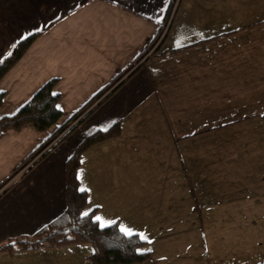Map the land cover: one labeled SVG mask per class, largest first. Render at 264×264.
<instances>
[{
	"label": "crops",
	"instance_id": "obj_1",
	"mask_svg": "<svg viewBox=\"0 0 264 264\" xmlns=\"http://www.w3.org/2000/svg\"><path fill=\"white\" fill-rule=\"evenodd\" d=\"M68 1L28 31L39 33L8 72L16 82L0 88L1 116L55 77L62 114L44 130L0 132V180L54 126L123 82L0 186V243L64 210L65 160L86 134L118 121V135L80 154L76 176L100 226L147 237L140 250L150 256L137 264H264V0H177L156 53L136 65L171 0ZM90 247L0 251V264H87Z\"/></svg>",
	"mask_w": 264,
	"mask_h": 264
},
{
	"label": "trees",
	"instance_id": "obj_2",
	"mask_svg": "<svg viewBox=\"0 0 264 264\" xmlns=\"http://www.w3.org/2000/svg\"><path fill=\"white\" fill-rule=\"evenodd\" d=\"M38 33L39 32L37 31L32 32L18 40L12 47L11 51L0 60V80L20 60ZM195 43L196 42L172 48L164 52L161 51L160 54H164L165 52L173 53ZM144 52L145 51L134 58L131 63H135V65L139 63L141 60H138L143 56ZM155 53L156 50L151 51V54ZM127 68H129V66L124 69L127 70ZM124 69L116 74L114 79L119 77L122 72L126 71ZM56 81L57 79L55 77L47 79L14 113L1 115L0 132L9 128L17 129L26 124H30L38 130H44L56 123L62 114L60 108L57 106L58 94L53 91ZM121 82H123L122 79L114 86V88L104 94L103 97L97 99L98 102L94 100L97 96L96 93L90 98V100L75 111L66 122L59 126L61 129L79 114V116L73 120L70 127L51 145V147L43 151L24 170L27 171L30 169L38 159L42 158L64 136L90 115L93 109L108 97L110 93L121 84ZM3 97L4 92L0 91V106L3 103ZM93 100L96 103L94 102L95 104L93 103V106L85 111V107ZM57 131L58 130L53 131L48 137L40 142L12 172L19 171L18 169L29 158L36 154L38 149L47 143ZM119 131V122L115 121L106 129H96L86 134L80 140L64 163V210L54 219L39 227L34 232L30 234H20L1 242L0 251L11 252L14 250L48 248L74 242H88L92 245V251L87 255V258L92 264H137L146 260L150 256L149 250L137 251V249H140V247L145 244L144 239H141L138 234L132 233L131 235H128L122 232L115 223L101 227L95 217H93L92 210L88 211L87 216L81 215L84 213L82 210L84 209L86 202V191L79 187L76 176L80 154L97 142L115 137L118 135ZM7 180L8 178L4 179V181L0 183V186Z\"/></svg>",
	"mask_w": 264,
	"mask_h": 264
},
{
	"label": "rangeland",
	"instance_id": "obj_3",
	"mask_svg": "<svg viewBox=\"0 0 264 264\" xmlns=\"http://www.w3.org/2000/svg\"><path fill=\"white\" fill-rule=\"evenodd\" d=\"M67 1L68 0H0V48L2 47L4 48L5 46L4 49L6 48L7 50H10L9 48L12 49V47L18 40L27 36L28 31L37 28L38 23L45 22L51 19L52 18L51 16H53L54 13H56L55 11H59L57 9L62 7L63 4L58 5L57 3L65 2L64 4L68 5L69 1L68 2ZM176 2L177 0H171L168 9L170 7L171 8L175 7ZM54 4H56V6ZM16 78H17L16 74L13 73L11 75H8L7 73L1 79L2 83H0V88L4 86L8 88L7 87L8 80H11V82L12 81L16 82ZM25 82L26 81H24L23 83L25 84ZM17 85H20V83H18ZM78 116H76V118ZM76 118L72 119L70 123ZM61 124H63V122ZM54 127L53 130L51 131L60 129L58 124H57L58 128L56 127L57 129H54ZM42 147H40L38 151ZM20 168L18 170H20ZM2 173L3 170L0 171V176L2 175ZM14 174H16V171L14 173L13 172L10 173V175L8 176V180ZM5 178H2L0 180V183L4 181ZM6 182L2 184V187H4ZM82 212H84V210H82ZM88 244L89 246H91L90 248L92 251V245L90 243ZM91 251L88 254H90ZM86 259L89 261L87 264H92L87 257Z\"/></svg>",
	"mask_w": 264,
	"mask_h": 264
},
{
	"label": "built area",
	"instance_id": "obj_4",
	"mask_svg": "<svg viewBox=\"0 0 264 264\" xmlns=\"http://www.w3.org/2000/svg\"><path fill=\"white\" fill-rule=\"evenodd\" d=\"M174 8V7H173ZM173 8H169L168 9V11H167V14H166V18H165V20H164V22L161 24V26H160V28H159V30H158V32H157V34H156V36H155V38H154V43L152 44V47L150 48V49H148V50H146L145 52H144V54H143V56L138 60V61H140V60H142L144 57H147L148 55H150V53H151V51L154 49V47L157 45V43L160 41V39L162 38V36H163V34H164V32H165V30H166V27H167V25H168V22H169V19H170V17H171V15H172V12H173ZM73 122V121H72ZM72 122L69 124V125H67V126H64V127H62L61 128V130H58L52 137H51V139L47 142V143H45L44 145H43V147L39 150V151H37V153L36 154H34L31 158H29L22 166H21V168H20V170L19 171H22V170H24L26 167H28L43 151H45L47 148H49L69 127H70V125L72 124ZM0 190H1V188H0Z\"/></svg>",
	"mask_w": 264,
	"mask_h": 264
},
{
	"label": "snow or ice",
	"instance_id": "obj_5",
	"mask_svg": "<svg viewBox=\"0 0 264 264\" xmlns=\"http://www.w3.org/2000/svg\"><path fill=\"white\" fill-rule=\"evenodd\" d=\"M81 215H83V216H87V215H88V212L86 211V212L82 213ZM95 219H96L97 221H100V220H101V217H100V216H96ZM103 226H104V225L101 224V227H103ZM121 231L126 232V234H128V235H131V234H132L130 230H127V229H125V228H123V227L121 228ZM141 239H147V237H145L143 234H141ZM137 251H141V250H140V249H137Z\"/></svg>",
	"mask_w": 264,
	"mask_h": 264
}]
</instances>
